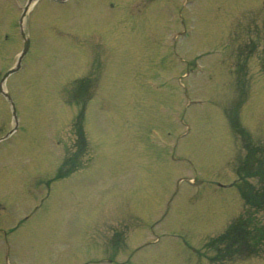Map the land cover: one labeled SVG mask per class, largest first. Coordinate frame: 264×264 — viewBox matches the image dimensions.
Wrapping results in <instances>:
<instances>
[{"label":"rangeland","instance_id":"1","mask_svg":"<svg viewBox=\"0 0 264 264\" xmlns=\"http://www.w3.org/2000/svg\"><path fill=\"white\" fill-rule=\"evenodd\" d=\"M9 1L0 0L3 71L22 48L26 2ZM91 1L41 0L30 11L34 45L8 86L21 124L0 143V224L21 225L0 237V264H109L91 250L111 248L113 227L123 232L115 254L132 246L134 264H264L219 259L226 243H212L242 206L235 179L260 178L259 160L240 164L241 146L234 159L231 138L239 120L264 153V0ZM79 77L92 84L83 95ZM11 115L0 96V137ZM66 158L78 172L51 181Z\"/></svg>","mask_w":264,"mask_h":264},{"label":"water","instance_id":"2","mask_svg":"<svg viewBox=\"0 0 264 264\" xmlns=\"http://www.w3.org/2000/svg\"><path fill=\"white\" fill-rule=\"evenodd\" d=\"M27 48H28V41H27ZM27 48H26L25 52L27 51ZM25 52H24V53H25Z\"/></svg>","mask_w":264,"mask_h":264}]
</instances>
